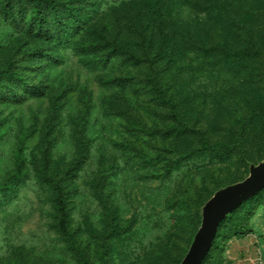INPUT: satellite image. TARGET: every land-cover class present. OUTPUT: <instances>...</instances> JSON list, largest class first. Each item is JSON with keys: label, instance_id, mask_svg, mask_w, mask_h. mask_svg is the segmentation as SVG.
<instances>
[{"label": "rangeland", "instance_id": "obj_1", "mask_svg": "<svg viewBox=\"0 0 264 264\" xmlns=\"http://www.w3.org/2000/svg\"><path fill=\"white\" fill-rule=\"evenodd\" d=\"M20 1L23 16L15 0H0V71L12 66L24 82L0 86V190L25 175L0 191V241L25 245L31 264H103L100 192L121 224L136 219L116 263L181 264L205 204L264 163V0H78L92 24L63 46L28 32L31 2ZM251 46L248 68L223 69L222 49ZM209 62L217 71L204 69ZM150 78L173 98L178 118L156 100ZM13 88L19 101L8 96ZM178 120L189 129L184 138ZM200 136L233 143L237 153L188 161ZM176 155L182 164L172 167ZM56 182L74 244L55 229ZM224 219L248 233L211 245L202 264H264V188Z\"/></svg>", "mask_w": 264, "mask_h": 264}, {"label": "trees", "instance_id": "obj_2", "mask_svg": "<svg viewBox=\"0 0 264 264\" xmlns=\"http://www.w3.org/2000/svg\"><path fill=\"white\" fill-rule=\"evenodd\" d=\"M15 2L17 3V11L20 9V14L23 16L27 10L23 9V4L20 0H15ZM30 2L31 9L28 13H30L31 18L30 23L27 26L28 32L39 37L50 39L53 42H57L58 45H67L70 41L69 39L82 30L85 24L88 26H91L92 24V17L87 14L86 10L74 4V2H78V0H68L63 5L64 8L62 11L60 10V0H30ZM113 49L115 50V47ZM122 52L124 53V58L128 60H133L134 62L139 60L136 54L131 51L124 50ZM115 53V56L118 57L119 54H117L116 51ZM222 56L223 61L221 66H223V69L229 73H237L250 66V63L254 58L253 47L251 46L249 48L238 50L222 49ZM176 63V61H173L172 65H176ZM214 65L215 63L212 62L205 63L204 69L209 72L213 70L217 71V67H212ZM119 81L123 84H127L128 79L121 78ZM149 81L154 90L156 100L160 103L167 104L178 118L177 104L174 102L173 98L166 96L158 81H155L153 78H150ZM8 83H11V86H22L24 84V82L21 81L20 74L13 71L12 66L0 71V86H9ZM1 89L2 88L0 87V97L3 96ZM32 89V92L37 94L41 93L40 88L37 86H33ZM8 92V96L11 97L13 101H19L23 97L22 95H19L14 88L10 89ZM178 123H180V127L175 129L176 136L178 138H184L187 136L189 129L182 121L178 120ZM199 144V149L187 155L188 161L193 160L204 164L216 161V159L229 160L237 153L236 146L233 143H220L212 146L206 138L200 136ZM175 158L176 159H173L172 161L173 166L170 165V167H178L182 164L180 163L179 156L176 155ZM23 177H25V175L23 172L19 171L14 179L2 186L0 191L6 192V190H12L13 186L17 185L18 181L22 180ZM41 179L43 181H49L46 170L41 173ZM52 188L54 194V209L56 212L55 229L64 242L74 244V232L69 226L70 211L68 208L66 193L64 189L60 187L58 182L52 184ZM95 190L97 189L95 188ZM95 196L98 203L106 211L107 216L105 226L107 229L106 238L109 240V243L107 244L106 253L104 255L108 257L106 259L102 257L103 264H121V262L116 263V260L121 254L120 247L117 245L119 242H125L129 239V234L133 231L136 224V219L131 218L127 223L121 224L117 212L113 209L108 200L103 197L102 193L98 192ZM224 226L227 228L224 229ZM247 233L248 231L242 223L237 222L236 220L229 219L226 221L224 219L219 224L212 247H217L222 241L230 236ZM0 242V254H2L0 255V264H31L29 260L30 254L25 245L16 244L7 239L6 241L1 240ZM82 263L90 264L84 257H82ZM176 264H180V261H177Z\"/></svg>", "mask_w": 264, "mask_h": 264}, {"label": "water", "instance_id": "obj_3", "mask_svg": "<svg viewBox=\"0 0 264 264\" xmlns=\"http://www.w3.org/2000/svg\"><path fill=\"white\" fill-rule=\"evenodd\" d=\"M264 188V163L243 182L213 195L203 209L201 226L181 264H202L225 216Z\"/></svg>", "mask_w": 264, "mask_h": 264}]
</instances>
